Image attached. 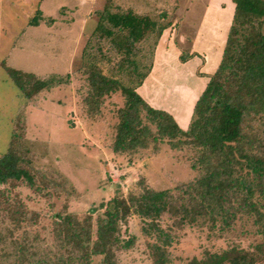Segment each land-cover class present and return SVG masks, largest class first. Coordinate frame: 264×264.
Segmentation results:
<instances>
[{"label":"trees","instance_id":"obj_1","mask_svg":"<svg viewBox=\"0 0 264 264\" xmlns=\"http://www.w3.org/2000/svg\"><path fill=\"white\" fill-rule=\"evenodd\" d=\"M234 1L233 21L221 60L209 75L185 128L170 111L153 107L137 90L152 68L150 63L141 71L137 44L151 36L156 44L168 25L131 8L114 11L105 6L99 11L92 34L99 41L108 40L112 49L122 55L117 69H125L130 75L125 81L117 74L105 72L97 57L87 59L84 51L81 65L76 68L87 87L81 98V111L94 116L106 96L120 93L123 104L116 112L112 151L118 155L147 148L158 151L162 142L173 149L188 147L193 152L191 167L196 174L172 189H156L142 177L137 188L126 196L115 195L101 205L103 213L97 216L95 227L92 214L69 211L66 202L51 222V243H44L40 234L16 232L27 215L23 205L10 207V211L6 208L14 228L7 226V231L0 232V244L7 245L10 240L13 248H0V264H93L98 255L99 264H117L118 252L132 243L121 235L122 225L132 213L146 219L144 228L152 236L148 245L155 264H167L171 259L173 236L171 228L161 224L165 216L180 226L203 219L212 227L221 228L249 218L264 238V0ZM43 18L37 9L28 25H38ZM195 54L179 57L184 62ZM2 63L18 89L21 103L12 120L8 146L0 153V197L4 196L2 184L25 180L34 186L39 175L47 176L42 170L35 174L31 164L25 109L40 92L70 84L72 75L38 74L9 66L5 60ZM50 178L68 201L73 198L76 190L61 173ZM263 262L264 241L252 250L234 246L222 252H208L202 258L193 257L184 264Z\"/></svg>","mask_w":264,"mask_h":264},{"label":"rangeland","instance_id":"obj_2","mask_svg":"<svg viewBox=\"0 0 264 264\" xmlns=\"http://www.w3.org/2000/svg\"><path fill=\"white\" fill-rule=\"evenodd\" d=\"M88 1H92L90 9L78 10L75 0H0V153L8 146L12 120L21 103L18 89L2 61L38 74L72 73L70 84L40 92L25 109L26 143L33 155L31 164L35 174L42 170L47 176L39 175L34 186L25 180L1 185L4 196L0 197V232L7 231V226L14 228L12 219L7 215L10 207L13 209L21 204L27 215L25 219V215L22 217V226L16 232L28 231L34 236L40 234L44 237V243H51V222L66 202L69 211L79 215L92 214L95 227L97 216L103 213L101 205L115 195L126 196L137 188V182L142 177L156 189H172L178 182L187 181L196 174L191 167L193 152L188 147L173 149L162 142L158 151L147 148L129 154H115L111 145L118 121L116 112L123 104V96L118 92L106 96L100 111L94 116H87L80 109L87 87L84 76L80 71L76 73V68L81 65L82 53L86 51V58L97 57L105 72L129 80L128 71L117 69L122 55L112 49L108 40L99 41L92 34L99 11L105 6L114 11L131 8L140 14H150L160 24H167L160 37L168 39H164L163 43L175 44L180 60L181 54L188 57L191 53L195 37L202 38L197 40L196 48L205 47L204 44L213 39L217 53H223L233 21L230 10L223 8L230 7V2L234 0ZM219 6L222 10L218 22L216 9ZM37 9L42 11V15L45 14L43 20L38 25H28V20ZM75 10L78 15L80 12L77 18L85 19V25L74 29V37L70 36V30L63 36L67 30L66 23L71 19L68 16H72L71 12ZM50 17L53 20H49ZM160 37L156 44L153 36L137 44L136 57L142 62L141 71H145L150 63L154 65ZM99 45L102 46L101 50ZM193 52L196 54L192 57L199 56L196 59L203 60L199 52ZM218 56L216 54V62ZM167 59L173 62L171 53ZM172 66L166 74H160L171 80L183 77L191 84L196 76L203 74L201 65L194 66L191 72L192 63L181 75L174 72L172 63L169 68ZM169 102H180L179 96L170 98ZM187 102L189 109L192 99ZM55 173H61L70 186H74L76 193L71 200L63 196L61 189L50 178ZM145 221L132 213L122 225V237L132 240V243L118 252L117 264H155L148 245L152 236L145 231ZM161 224L170 227L173 236L169 247L171 259L167 264H184L193 257L202 258L208 252H222L234 246L252 250L257 243L264 241L249 218L238 219L231 227L225 228L218 225L212 227L209 221L203 219L180 226L166 216ZM1 247L13 248L10 240L7 245L0 244ZM100 261V255L94 256L93 264Z\"/></svg>","mask_w":264,"mask_h":264},{"label":"crops","instance_id":"obj_3","mask_svg":"<svg viewBox=\"0 0 264 264\" xmlns=\"http://www.w3.org/2000/svg\"><path fill=\"white\" fill-rule=\"evenodd\" d=\"M75 2H77L78 4V7H79L78 10H85L86 8L90 9L92 1L75 0ZM229 6L230 7L223 8V9L225 11L229 9L230 16L232 17L234 15L235 2L231 1ZM216 10L218 12V16H216V18H217V21L219 22L221 20L219 12H221L222 8L219 6L217 7ZM75 12L77 11L75 10L71 12L72 16L71 15L68 16V18H71V19H70V22L66 23L67 30H65V32L62 34L63 36L66 33H68V31L70 30V36L74 37L75 35V32L73 33L74 29L77 27H80V28L84 27L85 19L77 18L78 14ZM87 12H90V11L88 10ZM44 15L45 14L43 13V16ZM79 15H80V12H79ZM164 39L168 40L166 37H160V41H159V44L157 45L156 52H155V63L154 65H152V68L149 74L146 76L143 83L137 88V90L144 97V99L153 107L164 108L170 111L175 116L180 126L185 128L187 127L190 121L194 104L209 80V74L214 72V70L216 69V67L218 66L220 62V59L222 57V51H219V53H217L216 44H215L216 42H214L213 39L210 40L208 44H204L205 47L196 48V45L198 44L197 40L202 39V38L195 37L191 52L193 51L199 52L202 55L203 60H198L196 58H199V56H194L186 62H181L180 60H178V55H179L178 48L172 42L163 43ZM166 44H168L169 46H167ZM198 50H201L202 53ZM170 53L173 57V62H170L167 59V56ZM216 54L219 55L217 62H216ZM171 63L172 65H174V68H175L174 72L178 75H181V73H184L185 69L188 68V66H191L192 63H193V67L191 68V72H192V69H194V66L197 67L198 65H201L203 67L201 73L203 74L202 76L195 75L196 78L192 84L186 82V80H184L183 77H177L171 80L169 77H165L164 75L160 74V73H165V72L167 73L168 70L170 71L173 68V66L169 68V65L171 66ZM183 66L185 68H183ZM160 75L162 76L160 77ZM178 96H179L180 102H177V103L169 102L170 98L175 97L176 99L178 98ZM184 99H186V101ZM190 99H192V103L188 109L187 100L189 101Z\"/></svg>","mask_w":264,"mask_h":264}]
</instances>
